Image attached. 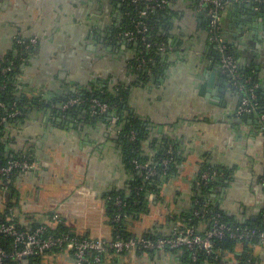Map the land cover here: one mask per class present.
Instances as JSON below:
<instances>
[{
	"label": "crops",
	"instance_id": "0c3cea01",
	"mask_svg": "<svg viewBox=\"0 0 264 264\" xmlns=\"http://www.w3.org/2000/svg\"><path fill=\"white\" fill-rule=\"evenodd\" d=\"M80 1L0 0V56L15 55L20 40L35 38L38 44L27 48L32 50L23 58L17 83L28 99L41 97L20 124L7 127L5 150L30 152L37 169L15 178L10 194L0 187V213L12 203L24 227L53 226L56 215L75 235L112 239L106 196L126 191L133 180L119 132L113 123L90 114L85 117L77 109L72 111L73 121L51 119L57 117L56 105L64 102L70 88L108 81L118 93L125 92L126 114L146 124L144 154L153 157L164 142L171 141L181 158L161 187L162 199L154 200L148 214L132 221L135 237L170 234L175 225L172 213L188 211L198 193L197 175L203 163L228 171L223 186L211 193L218 208L236 221L257 220L264 209L262 121L258 114L237 115L239 95L216 64V49L199 23L203 16L195 15L203 13L197 3L171 0L174 19L164 23L162 32L167 46L164 63L147 92L132 79L134 68L126 65L127 56L120 53L119 45L89 38L88 27L81 26L80 18L89 21L100 16L101 2H93L96 7L90 9L89 0ZM247 2L251 1L227 3L220 13V28L239 67L253 74L264 96V18L247 20L246 10L232 5ZM171 21L179 29L187 26L191 34L176 35ZM125 52L132 54L130 48ZM251 256L254 264H264V244L253 245ZM117 260L116 264H184L178 253L168 251L126 252ZM226 260L237 262L234 255ZM34 264L77 263L62 250L45 254Z\"/></svg>",
	"mask_w": 264,
	"mask_h": 264
},
{
	"label": "trees",
	"instance_id": "16d2710c",
	"mask_svg": "<svg viewBox=\"0 0 264 264\" xmlns=\"http://www.w3.org/2000/svg\"><path fill=\"white\" fill-rule=\"evenodd\" d=\"M117 3H121L123 18L120 23V31L117 35L120 39H123L122 34L126 31L134 32L135 40L130 44L137 43L136 47V59L134 63L135 68H142L146 70L145 74H150L155 76L161 71L163 66V53L158 50V45L162 43L166 45V41L162 36L164 30V23L167 22L172 17L171 5L169 0L168 4L163 8L149 9L144 17L140 13L146 10L147 3L144 0H140L138 3L132 2V0H115ZM230 0H223L224 6ZM261 8H264L261 6ZM203 19H206L208 24V17L206 16V11H203ZM139 21H143L146 25V31L144 34L136 33V26ZM209 30V28H208ZM218 35L221 39L222 33L221 28L218 31ZM144 37V39H142ZM26 39H22L25 41ZM29 40V39H28ZM118 40V39H117ZM227 47L226 54L233 57V53L230 45L223 39ZM28 42V41H25ZM145 43H149L150 46L147 47ZM29 50H32L31 48ZM28 49L19 45L17 47L16 54L8 53L4 56H0L1 68L10 67V69L2 73L0 70V165H4L10 159L22 158L24 155H30L31 160H35L30 152H20L17 154L8 153L5 150L6 147V130L8 126L20 124L27 115V111L32 105H38L39 95H34L31 99L23 96L19 93L17 88V77L20 74L21 64L23 63V58L27 57L29 53ZM217 55L215 56L216 64L220 67V54L216 49ZM241 81L243 79H250L248 83H245V88L238 92L239 98L246 95L248 89L252 88L256 82L253 74L249 70L240 68ZM94 87L93 91L84 90L81 93L75 92L69 95V98H78L82 100V104L74 105L68 108V114L72 113L75 109L87 111L88 114L92 116H97L104 122H110L111 117L109 114H97L91 108V100L98 99L102 103H106L113 107V114L116 117V122L114 128L119 132L124 140L123 143V153L125 158V163L127 167L133 173V180L130 182L129 187L126 191H112L106 196V214L109 218V224L112 226V239L127 240L129 238H134L135 236L131 232L130 226L132 221L139 220L141 216L146 215L150 211L151 203L156 200L162 199L161 187L170 178L173 171L181 162V158L177 153L176 146L173 142L167 141L162 144L158 149V152L153 157H149L144 154L143 142L147 136L146 124L143 120L134 117L133 115L126 114L125 112V92L115 91L114 93L109 92L106 87L101 86L99 82L92 84ZM257 100L259 103V114H264V109H261V105L264 100V96L260 87L255 89ZM3 105V106H1ZM19 111V114L14 117H9V114ZM79 112V111H78ZM249 114H243L241 116H247ZM5 118V121H1ZM264 134V131H263ZM133 138L131 139V136ZM171 151L168 153V151ZM168 159V164L164 165L162 160ZM133 161L140 163H150V166L155 170V174L146 177L143 171L135 168ZM203 172H208L210 175L213 172L218 174L217 177L210 178L207 181L201 179V174ZM228 171L221 169L207 163H203L199 169L197 175V181L199 182L198 193L193 197L191 207L188 211L176 215L172 213L171 219L174 224L180 223L181 228L184 229L186 226H193L200 233L204 234L212 225L213 219L216 215L220 216L222 222L227 224L231 228H247V229H257L261 230L264 228V209L260 211L257 220L253 221L247 219L244 222L236 221L218 208V206L212 201L211 193L216 190L219 186H223L224 180L227 178ZM21 173L19 171H14V173L9 177V179H4L0 176V187H7V193L13 192V180L17 178ZM152 195V201L149 200V196ZM120 198L122 200V206L118 208L114 204L115 198ZM14 205L9 203L4 209V212L0 213V223L3 222L6 217L13 212ZM117 214L120 217L117 219ZM50 221L52 215L49 217ZM60 219V218H59ZM61 221V222H60ZM56 222L53 227L49 228L50 232L55 235L68 234L75 235L70 231L60 219ZM16 227L18 229H33L40 223H35L32 227H24L19 223L17 216L14 218ZM147 237H156L162 235H155L153 233H146ZM1 245L4 248L10 246V239H0ZM259 244L257 238L238 240L229 237H222L214 239V244L212 252L210 254L205 253L202 249H197L196 251H190L186 247H181L177 250H169L168 252L178 253L184 264H229L226 260L228 255H234L236 259L235 264H254V259L251 256L252 246ZM63 249H55L50 252H60ZM241 251V252H239ZM140 253H153L154 251H136ZM47 253V254H48ZM126 252L115 253L113 250H109L107 255L102 257V260L97 264H116L118 262V257H121ZM192 253L196 255V259L193 261ZM41 257V256H40ZM40 257H30L21 261L20 263L15 261H6L4 264H34L39 260ZM93 253L88 255V258L92 260Z\"/></svg>",
	"mask_w": 264,
	"mask_h": 264
},
{
	"label": "built area",
	"instance_id": "2783aa9c",
	"mask_svg": "<svg viewBox=\"0 0 264 264\" xmlns=\"http://www.w3.org/2000/svg\"><path fill=\"white\" fill-rule=\"evenodd\" d=\"M140 0H132V2L138 3ZM147 3L146 10L142 11L140 15L144 17L149 9L163 8L167 5L169 0H144ZM232 1H245V0H230ZM254 3L255 9L264 7V0H246ZM197 5L202 11H206L208 17L209 39L215 44L217 51L220 54V70L229 76L234 90L238 93L244 90L245 83H248L250 79H243L241 81L240 67L235 60L229 54H226V45L223 39L218 35L220 29V13L224 7L223 0H198ZM146 25L143 21H139L136 26L137 34H144L146 31ZM135 33L126 31L122 34V40L127 43H131L135 40ZM144 39V37L142 38ZM36 43V39L32 38L28 42L19 41V44L25 49ZM147 47L149 43H145ZM158 50L162 53L167 50L165 44L158 45ZM10 67H4L0 70L2 73L7 72ZM259 87L255 84L252 88L248 89L246 95L239 98V104L236 110L237 115L243 114H258L262 124L261 130L264 131V114H259V103L255 93V89ZM82 100L78 98H69L63 103V108L73 107L74 105L82 104ZM3 106V105H1ZM91 108L97 114H109L111 117L110 122L114 123L116 117L113 114V107L106 103H102L98 99L91 100ZM19 114V111H15L9 114V117H14ZM1 121H5L2 118ZM133 135L131 136V139ZM171 152L170 150L168 153ZM30 155H24L22 158L10 159L4 165H0V176L4 179L19 171L21 174H26L37 169V163L35 160L30 159ZM168 159L162 160L164 165L168 164ZM135 168L143 171L146 177L155 174V170L150 163H140L133 161ZM218 174L213 172L211 175L208 172L201 174V179L207 181L210 178L217 177ZM6 192L7 187L1 188ZM153 196H149V200L152 201ZM115 206L120 208L122 206V200L115 198ZM15 213L10 212L6 219L0 223V239H10V246L4 248L0 242V264H4L6 261H15L20 263L30 257H40L47 254L49 251L55 249H63V251L69 252L75 259L77 264H97L102 260L104 255H107L109 250H113L115 253L129 252L136 253V251H154L163 252L169 250H177L181 247H186L190 251H196L202 249L205 253L210 254L212 252L214 239L229 237L238 240H247L257 238L259 243L264 244V228L257 229H239L231 228L227 224L221 221L220 216L216 215L213 219L211 227L204 233L200 234L195 227L181 228V224L178 222L174 225L172 231L168 235L147 237L138 236L129 238L127 240L120 239H102V238H90L82 237L79 235L60 234L55 235L49 231L48 224H41L31 229H18L14 222ZM120 214H117L118 219ZM55 222H59L58 216H53ZM61 222V221H60ZM93 253L92 260L88 258V255ZM193 261L196 259V255L192 253Z\"/></svg>",
	"mask_w": 264,
	"mask_h": 264
},
{
	"label": "flooded vegetation",
	"instance_id": "af4514ba",
	"mask_svg": "<svg viewBox=\"0 0 264 264\" xmlns=\"http://www.w3.org/2000/svg\"><path fill=\"white\" fill-rule=\"evenodd\" d=\"M95 1L101 2L97 5L98 11L100 13L99 14L100 16L97 18L98 22L96 21L97 19H95L94 17H91L89 21H87L84 17L80 18L84 24V25L82 24L81 26L83 28L88 27L89 38H92V36H93V38H95V39L101 38V41H103L102 38H106L107 40H105V41H109L111 44L113 43L116 45L124 43V40L117 37V35L120 31L119 30L120 29V23H121L122 18H123V11H122L121 3H117L115 0H89L88 4L90 5V9H94L96 7L93 3ZM80 2L82 4L87 3L86 1H83V0H81ZM92 12H93V10H92ZM172 19H174V18L172 17ZM202 27H203L205 36L207 37V35H209V30H208V24L206 23V19H204L202 21ZM35 44H38V41ZM213 46L215 47V44H213ZM215 49H216V47H215ZM75 54H76L75 57H78L79 54H77V53H75ZM69 55H70V53H69ZM233 57H234V54H233ZM135 59H136V56L130 53L126 58V65L129 68L133 67L135 69V67H134ZM155 76H157V75L155 74ZM103 83H105V84H100V85L106 87V89L109 92L114 93L116 91L117 88L113 86V83L108 82V81L103 82ZM17 88L19 89V93H20V87L17 86ZM84 90L93 91L94 87H93V85H87V87H85V88L82 87L80 92H78L79 91L78 89H75L74 91H71L70 94L75 93V92L81 93ZM69 95L66 96V99H64V102L67 100ZM57 102H59V101H57ZM115 122L113 123V127H114ZM119 136L122 140V146H123L124 140L120 134H119ZM123 155H124V153H123Z\"/></svg>",
	"mask_w": 264,
	"mask_h": 264
},
{
	"label": "water",
	"instance_id": "95a60500",
	"mask_svg": "<svg viewBox=\"0 0 264 264\" xmlns=\"http://www.w3.org/2000/svg\"><path fill=\"white\" fill-rule=\"evenodd\" d=\"M194 1L196 3L198 2V0H194ZM232 5L244 8L246 10V13H244V14H246L245 17H246L247 20H249L250 18L255 17V16L258 17V18L259 17L264 18V9H261L260 11H256L255 10V6H254V3H252V2H247L245 4H241V3L240 4H238V3L235 4L234 3ZM191 9L194 10V11L196 10L194 7L191 8ZM195 15L197 17H199V16L201 17V16H203V13L197 12ZM172 23H173V25L171 27H174V32H175L176 35L177 34L178 35L187 34V36H188V35L191 34V31L188 29L187 26H183L181 29H179V27H178L179 24L176 21H173ZM199 23L201 24L202 21L199 20ZM118 45H119V47L121 49L120 50V53L128 56L129 53L128 52H125V50H126V48H128V49L130 48L131 51H132V54L136 56L137 43H134L132 45L130 43L124 42V43L118 44ZM145 72H146V70H143L142 68H138V69L136 68V69H134V72H133V75H132V77H133L132 79L136 81V85L138 87L139 86L146 87L147 88L146 91L148 92L149 91V87L153 88L154 84H156V83L153 84V81L155 82V80H154L155 79V76H152L150 74H145ZM70 89H71L70 91H74L75 90L74 88H70ZM78 90H79L78 92H80L81 89L79 88ZM220 92L222 93L223 91H220ZM55 109L57 110V117H55V118H52L51 117L52 120H54L56 122H60V123H66L67 121L68 122L69 121H73L72 113L71 114L70 113L68 114V112H67L68 108H63V103L62 104L61 103H58L56 105V108ZM61 109H62V111L60 112ZM83 113H84V116L85 117H86V115H89L87 113V111H85V110L83 111ZM48 114H49V112H48ZM64 115L65 116L67 115V117H65L63 119L62 116H64ZM71 124L73 126V123H71Z\"/></svg>",
	"mask_w": 264,
	"mask_h": 264
}]
</instances>
